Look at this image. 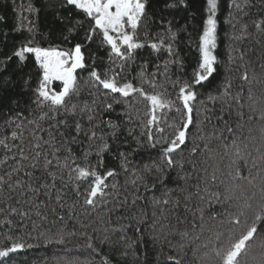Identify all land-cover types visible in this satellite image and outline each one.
I'll return each instance as SVG.
<instances>
[{"label": "snow or ice", "instance_id": "6c2138e0", "mask_svg": "<svg viewBox=\"0 0 264 264\" xmlns=\"http://www.w3.org/2000/svg\"><path fill=\"white\" fill-rule=\"evenodd\" d=\"M193 2L0 14V264L25 236L79 237L86 264H147L148 241L163 264H264V0H229L226 63L221 0Z\"/></svg>", "mask_w": 264, "mask_h": 264}, {"label": "trees", "instance_id": "16d2710c", "mask_svg": "<svg viewBox=\"0 0 264 264\" xmlns=\"http://www.w3.org/2000/svg\"><path fill=\"white\" fill-rule=\"evenodd\" d=\"M23 2L25 5L29 2V0H15L16 5H20ZM229 0H221V10L218 13V47L217 53L219 58L226 63L227 60V48L230 43L229 35L231 34V27L226 22V18L228 17V5ZM13 0H0V14H7L12 22H14L15 13L12 11ZM193 10H199L198 0H194L193 2ZM196 24L199 23L197 20ZM182 39H187V33L181 34ZM192 39H196L195 32L193 31ZM142 56H147L149 53V49L140 50ZM181 55L185 58V67L187 72L190 74L194 67V57H195V49L194 47H190V43H185L181 47ZM221 73H223V67L221 68ZM86 75V73H84ZM219 80L217 77L216 80L212 81V84L208 85V87H213ZM239 83V81H237ZM171 91V89H170ZM205 91L206 90H202ZM121 111V107L117 106L116 112L112 113L111 116L113 119L116 118V113ZM134 125H125V127H133ZM127 133L125 132V135ZM136 134H139V128H136ZM135 146L133 142V147ZM215 143L213 147H215ZM148 149H142L141 152L135 156L136 162L146 161ZM106 164L108 167H118L119 162L114 160L111 155H107L105 157ZM212 161H209L211 164ZM227 164V161L224 162ZM211 171V168H209ZM227 180V177H222ZM121 182H123V177L120 178ZM215 211L220 212L222 209L219 206L215 207ZM207 219V216L205 217ZM30 230V228H29ZM55 231V228H53ZM35 235V233L33 234ZM25 240L28 244H32L34 247L26 248L15 254L13 256V264H86V260L90 258L89 252L83 248L84 241L79 237H66L65 242L63 244L59 243H48L45 244L43 240L29 239L25 236ZM2 242V240H0ZM194 247V246H193ZM167 251V247L165 248ZM115 259V256L113 257ZM189 258L191 259V251H189ZM147 264H163V257L158 259L157 250L154 249L151 245V242L148 241L147 247ZM251 264V261H250Z\"/></svg>", "mask_w": 264, "mask_h": 264}]
</instances>
